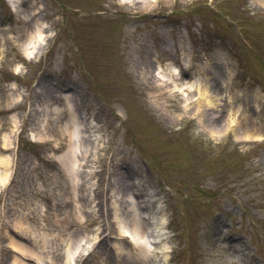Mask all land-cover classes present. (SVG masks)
I'll return each mask as SVG.
<instances>
[{
  "label": "rangeland",
  "instance_id": "obj_1",
  "mask_svg": "<svg viewBox=\"0 0 264 264\" xmlns=\"http://www.w3.org/2000/svg\"><path fill=\"white\" fill-rule=\"evenodd\" d=\"M17 5L0 0V157L11 159L0 185V264H35V253L58 264L64 241L85 235L77 264H264V0ZM36 18L44 40L28 58ZM168 63L186 80L207 73L214 105L190 99L184 108L182 93L157 79L156 66L175 79ZM18 91L22 100L4 109ZM66 97L90 146L78 183ZM47 114L50 137L36 141L29 134ZM239 129L253 136L238 138ZM132 191L153 246L118 234L114 209L130 221Z\"/></svg>",
  "mask_w": 264,
  "mask_h": 264
},
{
  "label": "bare ground",
  "instance_id": "obj_2",
  "mask_svg": "<svg viewBox=\"0 0 264 264\" xmlns=\"http://www.w3.org/2000/svg\"><path fill=\"white\" fill-rule=\"evenodd\" d=\"M9 4L11 5L12 9L14 11H18V5L17 0H8ZM42 22L36 18L33 23H31V28L29 29L28 33V40L26 43L23 44V50L25 54L28 57H33L37 42H42L44 40V32H43ZM167 68L169 70V73L176 75L175 79L171 78L169 75H165L160 73L161 67L156 66L155 71L156 74H158L157 79L162 84H169V87H171L174 90H178L182 93V106L184 108H187L189 105V100L192 99L193 101L196 100L197 105H201V103H205L207 105H214L213 100V93H212V86L209 85L207 76V73L201 74V79L199 82L196 80H186L185 77L179 76L180 71L176 65H173L171 63H168ZM14 69H18L17 66ZM155 74V72H154ZM187 90V91H186ZM193 91V92H192ZM66 106L70 110L72 114V118L74 119L76 117L80 118L79 113L75 107V103L70 100L69 97H66ZM200 107V106H199ZM199 107L197 110H199ZM62 109V106L54 105L53 110L54 112H58ZM83 117V116H82ZM74 122L69 123V125H66L65 130L68 133V136L72 142V153H71V165L73 170V175L71 177L78 183V176L75 173L74 169H79L81 166V161L84 160V157L86 155L89 145H86L82 143V137L85 136V130L84 125L77 119H74ZM234 120V119H233ZM46 124V123H45ZM251 131L249 130H240L238 131L237 135L238 138H248L249 136H252ZM31 135L33 138L37 139V141L49 139L50 134L46 132L45 127H43V130L40 132H31ZM4 144L7 145L10 143V137L8 134H4L3 137ZM80 156H79V155ZM10 157L8 154H4L0 157V185H3L7 179L9 178L10 174ZM74 194L77 195L76 189L74 186ZM130 199L132 200V217L130 218V221H124L120 218L119 214L117 213V208L114 209V216L113 219L116 223V228L118 230V234L120 236H129L130 240L133 245H138L145 241V243L148 246H153L152 244L155 243L157 240H155L150 233H148V227L146 225V220L144 211H141L138 203V199L136 198V194L134 191H132L130 194ZM82 209L80 201H77V211L80 213V210ZM80 219H83V215L80 214ZM84 235V234H83ZM99 235H95L94 238L98 237ZM87 236L85 235L82 237L78 242H72L71 239L68 241H64V245L61 247V259L58 262V264H77V259L75 258V255L78 250H84L89 246L88 240H86ZM83 243L81 244V242ZM40 252V250H37ZM35 264H46L45 259L43 256H46L48 260H54L55 258H51L49 254H43L40 255L39 253H35ZM79 253V257H80ZM78 256V255H77ZM81 258V257H80ZM18 264H27L26 262H19Z\"/></svg>",
  "mask_w": 264,
  "mask_h": 264
}]
</instances>
